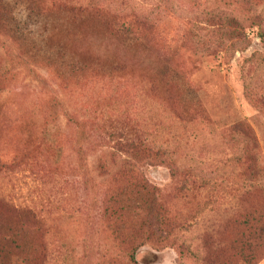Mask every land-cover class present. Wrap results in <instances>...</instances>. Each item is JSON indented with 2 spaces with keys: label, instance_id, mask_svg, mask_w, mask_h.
Returning <instances> with one entry per match:
<instances>
[{
  "label": "rangeland",
  "instance_id": "374dc122",
  "mask_svg": "<svg viewBox=\"0 0 264 264\" xmlns=\"http://www.w3.org/2000/svg\"><path fill=\"white\" fill-rule=\"evenodd\" d=\"M199 1L0 0V226L33 229L28 219H14L16 210L30 209L46 221L40 232L48 250L44 260L42 235L25 230L18 261L3 264H130L121 255L124 234L108 227L104 216L114 179L123 176L118 169L103 175L98 164L113 170L117 137L135 130L177 161L175 177L167 163L144 168L148 182L162 191L160 201L172 209V223L161 228L163 241L157 235L140 247L136 264H242L247 240L253 246L244 255H258L253 218L255 210L264 216V194L255 189L243 196L240 188L253 182L255 162L247 151L258 157L264 186V100L245 97L243 72L264 96V50L247 31L244 52L193 56L174 31L182 32ZM69 4H105L119 24L130 8L153 9L154 29L141 28L146 40L134 47L114 36L110 23L68 17L61 8ZM230 30L232 41L234 26ZM254 53L255 63H245ZM119 62L122 69L111 71ZM163 67L183 73L182 101L199 103L201 115L186 122L164 118L150 88L161 89ZM79 120L89 137L84 150ZM240 122L252 129L255 142L233 129ZM185 180L186 193L179 189ZM112 209L120 213L117 205Z\"/></svg>",
  "mask_w": 264,
  "mask_h": 264
},
{
  "label": "trees",
  "instance_id": "16d2710c",
  "mask_svg": "<svg viewBox=\"0 0 264 264\" xmlns=\"http://www.w3.org/2000/svg\"><path fill=\"white\" fill-rule=\"evenodd\" d=\"M196 7L194 12H188L182 32L177 29L174 31L178 42L181 40V42L185 41L186 45H191L193 56L203 57V55L218 54L219 52L227 54H233L236 51L244 52L250 45L247 31L253 32L259 38L264 50V0H214L213 2L212 0H200ZM61 10L68 17L76 18L80 22L94 20L99 24L110 23V29H112L114 36L121 38L134 47L141 46L146 40L144 32H140L141 28H145V30L154 29V22L150 21V19H154L153 9L149 12L144 8H130L128 22L121 23L120 21V24L115 20H119L118 16L112 13L111 9L105 7V4H69L64 5ZM202 22L206 24L203 26ZM232 26H234V34L236 35L230 41L227 40L229 38L226 35L232 31L230 30ZM209 36H211V42L206 40ZM182 46L185 45L182 44ZM256 54L257 57L262 56L259 52H256ZM256 54L254 53L252 57L246 59L245 63H255ZM24 66L26 67L27 64H24ZM95 66L98 68L104 67L100 63ZM111 69L116 73L122 69V64L120 62L114 63V65H111ZM160 75L162 77L161 89L156 88L153 84L150 88L159 95L157 105L160 107L161 112L163 110L164 118H169L171 122L177 120L186 122L188 117L193 119L194 116L201 115L200 112H203V108L199 103L182 101L181 88L178 82H183L185 85L187 83L183 73L177 67H163ZM255 84L253 77L243 72L245 97L250 101H256L258 98L257 101L259 102V98L264 100V96L256 91ZM169 92L173 93L174 96L167 98L166 95L169 96ZM55 99L58 100V96H55ZM54 102L57 108L64 110L62 101L58 100L56 102L54 100ZM102 117L103 115L97 118V121H102ZM85 123L83 120L76 122L77 128L82 130V149L89 139L87 134L83 132L86 127ZM233 129H239L240 133L250 141L255 142L256 139L252 129L244 122L235 123ZM117 139L115 149L110 153V159L116 163L113 170L109 166L103 168L101 160L98 164V168L104 172L103 175L111 176V173L118 169V172L123 176L120 179L113 178L112 196L104 208V216L108 227L120 230L124 234L122 245L126 253L121 255L126 257L130 264H136V255L140 247L151 241L152 238L157 237V235L158 241H163L162 238L165 233L162 232L161 228L167 229L172 223V209L160 201L162 191L148 182L143 172L144 168L157 161L160 164L167 163L171 176L175 177L177 161L171 158L168 149L148 140L145 132L130 131L122 137L118 136ZM245 154L251 157L255 165L252 167L253 182L240 188L243 191L242 195L244 196L255 189L264 194V186L259 181L258 157L255 153L248 151ZM241 159H238V161ZM84 167L86 169L81 168L82 174L87 175L89 166L86 162ZM179 189L180 192H188L186 180L179 185ZM115 205H117V213L120 212L119 214L114 213L112 209ZM255 213L258 216L253 218V221L257 223L254 241L261 246V250L258 255L254 252L244 255V249L247 248L250 251L253 246V242L251 241L248 244L249 240H247L246 246L241 247L242 264H259L264 259V216L261 215V210H255ZM127 216L128 219H125ZM14 219L18 220L19 223L22 219H28L32 224L29 227L33 229H27L21 225L14 227L0 226V264H3L4 261H10L11 263L12 258L18 261V253L22 250L20 243L25 230H33L42 235L43 241L39 244V249L42 252V258L45 260L48 250L45 235L41 232L46 221L33 214L30 209L16 210ZM249 225L250 223L245 221L243 226L248 227ZM23 261H26V258ZM236 264H241V262Z\"/></svg>",
  "mask_w": 264,
  "mask_h": 264
},
{
  "label": "crops",
  "instance_id": "0c3cea01",
  "mask_svg": "<svg viewBox=\"0 0 264 264\" xmlns=\"http://www.w3.org/2000/svg\"><path fill=\"white\" fill-rule=\"evenodd\" d=\"M260 264H264V260Z\"/></svg>",
  "mask_w": 264,
  "mask_h": 264
}]
</instances>
